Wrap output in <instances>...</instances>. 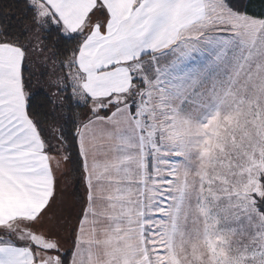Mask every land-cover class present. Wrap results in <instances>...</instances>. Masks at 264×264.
<instances>
[{
	"label": "snow or ice",
	"instance_id": "snow-or-ice-1",
	"mask_svg": "<svg viewBox=\"0 0 264 264\" xmlns=\"http://www.w3.org/2000/svg\"><path fill=\"white\" fill-rule=\"evenodd\" d=\"M0 264H264V0H0Z\"/></svg>",
	"mask_w": 264,
	"mask_h": 264
},
{
	"label": "trees",
	"instance_id": "trees-1",
	"mask_svg": "<svg viewBox=\"0 0 264 264\" xmlns=\"http://www.w3.org/2000/svg\"><path fill=\"white\" fill-rule=\"evenodd\" d=\"M6 2H7V0H6Z\"/></svg>",
	"mask_w": 264,
	"mask_h": 264
}]
</instances>
